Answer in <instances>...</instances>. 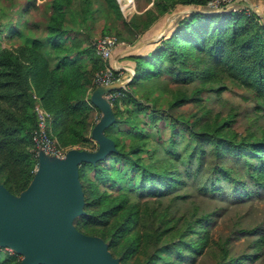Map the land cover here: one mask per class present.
Segmentation results:
<instances>
[{
  "label": "trees",
  "instance_id": "trees-1",
  "mask_svg": "<svg viewBox=\"0 0 264 264\" xmlns=\"http://www.w3.org/2000/svg\"><path fill=\"white\" fill-rule=\"evenodd\" d=\"M94 1L50 0L39 6L38 21L32 26L34 20L25 14L36 0H26L9 36L18 42L0 46V182L14 194L25 190L34 177L33 92L52 113L51 128L62 146L97 148L89 134L95 110L89 99L94 89L90 76L103 61L94 43L87 42L84 26L101 20L105 31L114 19L137 30L129 32L136 39L177 6L215 11L207 7L208 0H155L146 15L134 14L127 20L118 0H103L104 8H93ZM240 7L236 3L216 12L179 16L149 51L127 56L135 74L124 96L114 102V122L104 130L116 150L95 163H81L84 213L74 221L81 232L101 236L121 264H201L197 256L217 244L212 236L215 219L230 207L254 206L263 199L264 123L247 114L245 132H239L234 126L239 110L234 106L226 114L211 115L204 107L201 116L183 115L184 132L190 136L186 142L180 139L176 115L172 117L168 130L158 128L155 137L164 145L159 157L151 139L130 135L141 128L137 114L148 121L152 115L149 110L141 112L148 107L135 97L139 80L159 74L181 82L172 89L163 77L159 79L170 91L169 108L189 100L201 102L208 88L224 90L223 74L247 91L255 112L264 110V17L248 15ZM36 28H42L43 35ZM92 58L97 59L95 68ZM194 80L189 91L187 83ZM118 173L129 178L123 182ZM231 216L236 219L233 238L220 239L219 250L214 249L218 264L264 260V217L244 225L247 214L237 209ZM240 236L252 237V253H231V239ZM162 244H167L165 256L154 249ZM20 262L15 253L0 258V264Z\"/></svg>",
  "mask_w": 264,
  "mask_h": 264
},
{
  "label": "water",
  "instance_id": "water-1",
  "mask_svg": "<svg viewBox=\"0 0 264 264\" xmlns=\"http://www.w3.org/2000/svg\"><path fill=\"white\" fill-rule=\"evenodd\" d=\"M197 11L219 10L195 7L185 10L186 13ZM177 14L168 16L163 32ZM130 72L132 78L135 72ZM113 88L116 86H100L91 97L104 114L91 132L98 148H70L64 159L41 154L31 183L18 195L0 182V247L23 253L21 264H121L101 237L83 233L74 224L75 218L84 213L85 198L79 178L81 163H95L116 150L115 141L104 133L115 115L103 94Z\"/></svg>",
  "mask_w": 264,
  "mask_h": 264
},
{
  "label": "rangeland",
  "instance_id": "rangeland-1",
  "mask_svg": "<svg viewBox=\"0 0 264 264\" xmlns=\"http://www.w3.org/2000/svg\"><path fill=\"white\" fill-rule=\"evenodd\" d=\"M50 0H36V4L33 6L30 12H27L25 14V18L27 19H33L34 21L31 23L33 26L34 22H37L38 19L36 17L37 14L40 13L39 6H45L48 4ZM103 1V0H101ZM120 4V9L122 11L123 16L127 18V20H130L131 17L134 14L146 15L148 10H150L154 6L155 0H118ZM26 0H0V46L3 45H11L13 43L18 42V38H10L11 36V28L14 24H18L20 21V13L22 12V7L25 6ZM104 5L99 6V2L97 0L93 3V8H104L106 6V3L103 1ZM190 7H196L197 6H177L175 7L169 14H167L165 17H168L173 12L180 13L175 16L173 23L169 24L168 27H172L175 20L178 19L179 16L187 15L185 13V10ZM201 9V8H199ZM19 12V14H18ZM183 13V14H182ZM110 15L113 17V12H110ZM37 20V21H36ZM73 22H75L74 17L72 18ZM92 26H84L82 29L83 33L85 34L87 38V42L90 44H93L95 40L105 34L114 33L116 34L120 40L121 44L119 47L130 49V53L139 52V46L137 48H134L139 42H141L143 39L140 38H131V34L129 32H132L135 30L132 28L129 24L126 26L121 25L120 22L114 21V19L110 20L109 26L105 31L103 30V26H105V22H102L101 20L93 21L91 20ZM78 23V22H75ZM42 28H36L35 30L43 35V31H41ZM137 31V30H135ZM166 32V31H165ZM165 32H162L163 34ZM161 33V34H162ZM162 34V35H163ZM162 37V36H161ZM159 37L158 39H160ZM140 39V40H139ZM157 39V40H158ZM133 41H136L135 43H131ZM146 45V44H145ZM152 47H149L146 49L145 52L149 51ZM134 51V52H133ZM142 51V50H141ZM129 52V51H128ZM97 64V59L92 58V66L95 68V65ZM95 69H93L91 74V85L94 86V89H98V86L93 84V74ZM131 71L134 72V68L132 67ZM221 75V80L226 82V88L221 91H217V88L214 89H205L202 92V101L197 102L193 100H189L182 105L176 107V108H169L168 102L170 98V91L167 89L166 85L172 89L179 86L181 82L174 81L170 77H166L164 74H159V76L154 77L153 79H146V80H139V89L136 92L137 94L135 97L143 102V104L148 108H142L141 112H144L146 110H149L152 112L151 115V121L144 119L143 114H137L136 121H139V126L141 127L139 131H134L131 133V137L133 138H141L142 135H144L145 138L151 139V143L157 148V156L159 157L163 155L164 152V145L163 143L159 142L155 139L158 133V128H161L163 131H167V125L172 121V117L176 115V122L177 126H179L180 129V135L182 142H186L190 136L184 132V123H183V115H190V119H193L196 116H201L204 114V107L211 109V115L216 113L217 111H220L223 114H226L229 111L230 106L236 107L237 110H239V114L237 115V121L234 124V126L237 128L239 132H245L244 127L246 126V123L249 122V119L247 118V114L249 116L256 117L259 122L264 123V110H260L259 113L255 112L253 110L254 108V102L248 99L247 97V91L243 87L237 86L235 83L230 81V78L227 76ZM162 77L165 79L166 85L164 83H160L159 79H162ZM197 82V80H194L193 82H188L187 86L190 89H192L193 85ZM219 82L216 81L214 86H218ZM130 89V88H129ZM93 91V88L92 90ZM118 101V100H117ZM204 104V105H202ZM114 106L115 103H111V108L114 112ZM263 114L261 117L260 115ZM115 115V114H114ZM92 121L94 122L93 127L98 123V121L104 117V114L101 112H92ZM114 116V120H115ZM93 127L91 126V130L89 131V134L91 136V132ZM122 137V140L126 138L125 135L119 134ZM164 138L166 136L164 135ZM174 139L180 140L178 137L174 136ZM180 144L179 149L183 151V147ZM86 146H90L89 144H86ZM67 151L70 148H79L78 146H63ZM98 148V144H97ZM33 150V149H32ZM34 151V150H33ZM184 152V151H183ZM118 176L122 179L124 182L128 178H124L122 173H118ZM139 181V178H137V182ZM127 188L124 187L122 191H126ZM261 192H263V199L255 201V205H242L239 207H230L229 211L224 214L223 217H218L214 221V229L212 230V236L216 240L217 244L213 245L212 248L209 249L208 252H205L204 254L197 256V261L201 264H218V257L214 253V249L219 250V242H222L220 239H226V238H233L232 233L233 229L235 228V217L231 216L234 214V211L239 209L242 214H247L246 219L243 221L244 225H253L252 222L262 219L264 217V189H260ZM249 211L252 212V216L249 214ZM97 236V235H96ZM101 237V236H99ZM102 238V237H101ZM252 237H245L240 236L236 237L234 239H231V253L233 255H238L244 252H250L252 253L249 245V240ZM107 246V242H104ZM9 247H0V254L3 257H0L1 259L4 258L6 253L12 254V251L8 249ZM155 251H157L160 255L165 256L167 252V244H162L158 247L154 248ZM111 252V250H109ZM17 256V255H16ZM116 259H120L119 256H114ZM18 258V257H17ZM21 260L24 258V254L20 253ZM263 259H258L255 261L252 260H245L241 264H263ZM183 264H189L188 262H185Z\"/></svg>",
  "mask_w": 264,
  "mask_h": 264
},
{
  "label": "built area",
  "instance_id": "built-area-1",
  "mask_svg": "<svg viewBox=\"0 0 264 264\" xmlns=\"http://www.w3.org/2000/svg\"><path fill=\"white\" fill-rule=\"evenodd\" d=\"M243 1L245 0H208L206 5L211 9L220 10ZM240 9H243L248 15L255 12L251 7L244 6V4ZM121 43L120 38L114 33L102 35L94 42L95 52L102 59L103 65L94 72L93 84L105 88L116 86V88L106 90L103 94V97L110 103L115 102L124 96L125 91L128 90V83L132 76L130 72L131 68L129 66H115L110 62L112 53ZM32 96L36 101L34 105L36 124L31 132L34 158L36 159V164L33 169L35 174L39 167V157L41 154L64 159L67 150L58 142L52 131V113L43 106L36 93L33 92ZM8 249L17 255L18 260H21L19 258V253L15 252L10 247Z\"/></svg>",
  "mask_w": 264,
  "mask_h": 264
},
{
  "label": "crops",
  "instance_id": "crops-1",
  "mask_svg": "<svg viewBox=\"0 0 264 264\" xmlns=\"http://www.w3.org/2000/svg\"><path fill=\"white\" fill-rule=\"evenodd\" d=\"M237 4H241V6L244 4V6L251 7V9L253 11H255L258 15L264 17V0H245V1L239 2ZM179 14H177V15H179ZM177 15H176V17H177ZM165 16L162 17V19L159 22L154 24L144 35H142V37L140 39H143V40L141 42H139V43H141V45L139 46V49H138L139 52H134L133 51L134 53H144L146 51V49H148L149 47H153L152 46L153 43L155 41H157V40H154V38L159 36L163 32V28H164L165 22H166V20L168 18V17H165ZM173 21L174 20H172L171 23ZM129 54H130V49L128 50L127 48H122V47L118 46L114 50V52L112 53L111 58H110V62H111V64H113L115 66H129L130 68H132L133 67L132 66V62L133 61L127 59V56ZM98 91L99 90H97L96 88L93 89V91H91L90 94H89V99L91 100V97L94 95V93L98 92ZM91 102H92V100H91ZM92 104H93V102H92ZM93 105H94V108H95L94 111L101 113L100 109L95 104H93Z\"/></svg>",
  "mask_w": 264,
  "mask_h": 264
}]
</instances>
